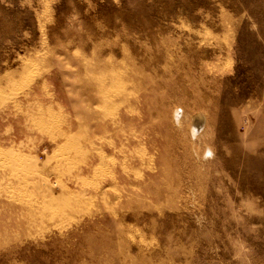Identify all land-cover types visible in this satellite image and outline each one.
Instances as JSON below:
<instances>
[{
  "label": "rangeland",
  "instance_id": "rangeland-1",
  "mask_svg": "<svg viewBox=\"0 0 264 264\" xmlns=\"http://www.w3.org/2000/svg\"><path fill=\"white\" fill-rule=\"evenodd\" d=\"M0 264H264V0H0Z\"/></svg>",
  "mask_w": 264,
  "mask_h": 264
}]
</instances>
